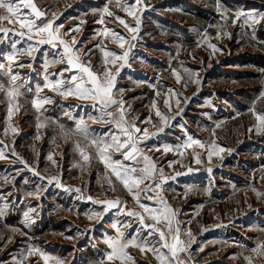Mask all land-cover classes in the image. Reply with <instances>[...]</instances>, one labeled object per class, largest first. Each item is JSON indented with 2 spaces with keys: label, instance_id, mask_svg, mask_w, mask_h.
Instances as JSON below:
<instances>
[{
  "label": "rangeland",
  "instance_id": "obj_1",
  "mask_svg": "<svg viewBox=\"0 0 264 264\" xmlns=\"http://www.w3.org/2000/svg\"><path fill=\"white\" fill-rule=\"evenodd\" d=\"M132 2L34 0L46 14L37 24L55 15L54 27L63 24L59 31L65 40L75 37L73 49L80 50L77 55L82 62L91 61L87 66L93 67L94 72L104 70L105 59H114L105 58L103 51L128 52V63L116 77L115 96L120 95L125 100L128 123L142 130L147 128L150 138L137 145L141 154L134 162H126V166L140 169L145 163L143 156H147L163 173L161 176L157 171L154 179L163 181L167 178L155 192L145 193L142 184L141 200L158 208L159 200L163 198L176 212L180 239L187 246V252L180 254L186 264H247L246 257H251L253 264H264V255L252 252L264 242V126L256 120L257 113L264 114V20L245 24L241 17L233 22L238 11L264 15V0H142L147 7L136 17L122 10ZM105 7L113 15H107ZM29 12L30 9L22 7L23 14ZM6 14L0 9V15ZM117 16L133 27L139 19L138 31L129 32L115 18ZM101 19L103 23H100ZM0 26L11 29L7 35L0 33V64L6 69L10 63L7 56L23 52L34 41L13 34L15 31L27 32V29H20L18 23L3 21ZM73 28L78 30L69 32ZM106 30L108 35H104ZM113 31L125 37L127 43L123 48L119 42H113ZM133 36L135 40L131 39ZM210 44L216 46L215 51ZM62 47L58 45L53 49L43 45L32 56H18L12 65V74L19 73L20 76L16 81L20 94L15 101H10L6 94L12 87L9 75L0 69V84L4 86L0 91L3 138L9 143L18 141L17 151H25L32 160H37L39 148L47 145L46 160L51 166L58 160L53 120L46 123V118L38 114L32 102L28 99L22 102L23 75L17 65L43 67L45 59L57 58L55 54ZM122 63L117 60L115 66H107L114 74ZM66 66L54 64L50 67ZM176 73L180 75L179 81ZM30 95H33L32 91ZM177 98L180 100L178 106ZM10 103L18 105V110L13 108L11 119L8 118ZM157 109L168 118L166 124L156 115ZM22 123L30 127V136L23 144ZM41 123L46 126L38 128ZM161 127L163 131H160ZM60 136L58 131L56 137L59 139ZM189 137L199 140L204 147L194 144L184 148L183 145L190 142ZM40 138H43L42 142ZM166 147L171 150L165 151ZM114 154L111 151V155ZM197 158L199 163H196ZM7 181L8 173H0L1 191H6L1 186ZM96 187L99 190L100 185L96 184ZM113 188L121 191L123 187L114 183ZM123 191L125 212L142 213L132 195ZM146 195L155 199L146 200ZM11 198L6 199L0 193V207L7 204L5 215L0 216V264H57V261L99 264L102 259L106 264H112L106 261L110 249L105 240L115 237L116 229L102 233L101 227H97L106 222L107 216L100 221L78 214L75 218L79 226L75 229L76 221L71 220L63 201L51 199L40 206L44 214L37 215V210L35 214L30 212L35 222L26 223L21 211L28 212L32 205L18 203V200L11 203ZM119 211L110 216L108 222L111 226L118 223L126 239L135 237L141 241L147 237L153 242L158 240V234L148 236L144 229L137 235L138 220ZM145 222L153 223L150 219ZM90 223H94L95 230L85 232L84 227ZM156 226L167 234L163 222ZM33 249H39L52 259L44 261ZM30 251L32 254L28 255ZM127 251L136 264H159L150 252L142 253L135 247ZM161 251L167 254L166 249Z\"/></svg>",
  "mask_w": 264,
  "mask_h": 264
},
{
  "label": "snow or ice",
  "instance_id": "obj_2",
  "mask_svg": "<svg viewBox=\"0 0 264 264\" xmlns=\"http://www.w3.org/2000/svg\"><path fill=\"white\" fill-rule=\"evenodd\" d=\"M22 7L30 9V12L26 15L23 14ZM146 7L147 6L143 4L142 0H133L132 4L122 7V10L125 11L127 15L136 17L137 13L140 12L142 8ZM0 9H4L7 13L6 15H0V22L7 21L9 24L18 23L20 29H27V32L15 31L13 34L19 37L27 36L28 41H34V44H30L23 52L17 51L14 54L8 55L7 60L10 63L6 69H4V65L0 64V69L5 70L12 83V87H10L6 92L10 101H15L16 97L20 94L19 88L16 86V81L20 79L19 73L12 74V65L16 63L18 56H32L33 53L39 51L40 46L43 45H49L53 49H56L58 45H62V50L55 54L57 58H54L51 61L45 59L43 71L44 79L47 83H45L43 87H38L36 98L32 102L33 107L39 112L45 105L52 104L54 102L53 97H40L39 93L43 92L44 88H47L51 92H54L65 99L72 96L81 101H93L94 103L92 104V108L97 110L98 114L96 116H89L88 119L95 123L110 124L114 126L113 131L106 132L102 136H95L89 132V126L83 118L77 120L73 128H65L64 125H59L60 134L66 140L72 138L73 136H83L86 140H89L87 147L95 149L97 159L105 165L106 169L111 170L116 179L119 180L127 192L132 195L134 201L142 209V213L147 214L144 215L132 210L124 212V215L127 217H134L138 220L140 228L136 230L137 235H139L141 229L147 230L148 236L158 234V240L155 243H150L147 237L141 241H138L135 237L126 239L121 226L118 223L112 224V227L116 229L117 235L115 237H106L105 242L110 249V251L106 253V261L112 262V264H116V262H119V264H136L135 258L127 251L130 247H135L142 253H152V255L159 261V264H186V261L181 258L180 254L187 252V246L185 245V242L180 239V227L178 221L176 220V212L167 205L163 198H160V207L158 208L151 207L141 200L140 186L142 184L145 185L143 191L148 193L155 192L156 188L160 187L161 182H167L166 177L163 181H156L154 179L157 171L160 172L161 176L163 175L162 170H158L156 165L147 156H143L145 163L140 169H137L136 167L125 166L119 160H113L112 155L110 154V150L114 152H122L123 159L134 161L136 159V155L140 153L137 145L143 143L144 139L150 138L147 128L142 130L135 124L128 123L125 115V102L123 100L118 101L113 98V89L116 86V77L119 76L120 69L128 63V52L117 54L106 50L103 51L105 58L114 57V59L110 61L105 59L104 70L100 73L94 72L91 67L87 66L91 63V61L89 60L87 63L82 62L79 55H77L80 50L73 49L72 46L76 44L75 37H71L70 40H65L62 38L59 31V29L63 28V24L54 27V21L57 18L55 15H53L52 18L46 19L42 24H37V21L41 20L42 17H45L46 14L36 6L34 0H0ZM104 12L109 16L113 15L107 7L104 8ZM29 16L32 18L30 19ZM241 17H244L245 24H248L249 22L256 24L261 20H264V15L258 16L253 13L238 11L234 14L233 22L235 23ZM115 18L119 20V22L129 32L135 33L138 31L140 23L139 19H137V26L133 27L126 23L121 17L117 16ZM100 23H103V19H101ZM77 30L78 29L73 28L70 29L69 32ZM9 31H11L10 28L0 26V33L7 35ZM63 35L67 36L69 33H64ZM104 35H108V30L105 31ZM111 35L113 37V42H119L121 48H123L125 43H127L125 37L119 33L113 31ZM131 39L135 40L136 37L133 36ZM209 47H211L214 51L216 50V46L214 44H210ZM43 55L46 57L47 53L45 52ZM117 60L123 61V63L113 74L111 68L107 65L111 64L115 66ZM54 64H66L67 66L59 72L49 73V67ZM17 66L21 68L25 67L24 64H19ZM27 67L31 68L32 64H28ZM65 72H70L72 74L65 78ZM50 77L57 78L51 79ZM176 79L178 81L180 80V75L178 73H176ZM3 90L4 86L3 84H0V91ZM158 94L159 93H157V95ZM179 103L180 100L177 98L176 105L178 106ZM165 104L171 107L168 100H165ZM113 106H115V112L118 113V115H115L113 111L109 110ZM13 108L18 110V105L14 103L9 104V119H11ZM156 115L161 116L162 121L165 124L167 123L168 118L166 116H162L159 109H157ZM69 118L71 119V117ZM256 120L260 125L264 126V114L257 113ZM144 122L146 123L147 121ZM53 123H55V121ZM45 126L46 125L42 123L37 125L38 128ZM12 130L15 131L16 129L13 128ZM160 131H163L162 127L160 128ZM121 137L124 138L123 141L121 140ZM189 141V143L183 145L184 148H190L194 144L199 145L201 148L204 147L199 140H192L191 137H189ZM0 143H2V141H0ZM75 148L79 150V153L85 162L91 160V154L87 152L85 148H82L78 141L75 143ZM170 150V148H165V151ZM221 151H223V149H221ZM3 158H5V154L2 150H0V159ZM49 159H52V157L49 156ZM209 159H211V153H209ZM199 162L200 161L197 158L196 163ZM171 163L175 162H170V164ZM33 171L35 175L39 176L38 172H35V170ZM209 171H211V169H209ZM177 175H180V173H177ZM146 181H152V183L146 184ZM53 183H55L58 187L62 186L60 181L55 177L48 180L49 185ZM75 191L79 192L80 189H76ZM28 195L35 196L39 199V191L28 193ZM87 199L94 204L101 205L104 213L113 208H120L122 205L126 207L124 202L119 199L98 201L94 200L91 196ZM145 199L154 200L155 197L146 195ZM6 208L7 204L0 207V216L5 215ZM34 211L35 209H29L28 212L24 213L26 223L35 222L29 214ZM88 218L90 220L96 219L102 221L104 216L101 212H94ZM146 219H150L153 223H146ZM161 222H163L164 227L167 229V234L163 229L156 226ZM124 227H127V225ZM187 234L190 236L191 232L189 231ZM68 239H71V237H68ZM157 244L159 247H157ZM161 249H166L167 254H165L164 251H161ZM200 250L203 251L202 248ZM32 251L42 256L46 262L52 259V257L41 253L39 249H33ZM32 251H30L28 255H31ZM252 252L256 255H264V242L259 243L254 249H252ZM245 259L247 260V264H253L251 257H246ZM57 264H62V262L57 261ZM99 264H106V262L102 259Z\"/></svg>",
  "mask_w": 264,
  "mask_h": 264
},
{
  "label": "crops",
  "instance_id": "obj_3",
  "mask_svg": "<svg viewBox=\"0 0 264 264\" xmlns=\"http://www.w3.org/2000/svg\"><path fill=\"white\" fill-rule=\"evenodd\" d=\"M63 68L65 67H49L48 72H59ZM91 68L93 69V67ZM21 71L23 75L21 81L22 102H25L26 99L33 102L36 98L38 87H43L44 84L47 83L44 79L43 67H23L21 68ZM71 74L72 73L70 72H65L64 76L67 78ZM50 78L56 79L57 77ZM31 91L33 95H30ZM114 91L115 89H113V98L125 102L124 98L120 97V95L115 96L116 93ZM39 95L40 97L50 96L54 98V102L47 106L45 105L38 114L46 118V123L52 120L53 122L55 121L54 137L57 139L58 144L56 152L58 160H55V163L52 166L47 162V145L39 148L40 152L37 153V160L29 159V155H27L25 151L22 150L21 153L18 152L19 150L17 151L18 141L13 140L9 143L8 140L3 138V131H0V141H2V143H0V150L5 154V158L0 159V173H8V181L6 182V185L1 186V188H6V191L0 190L1 196H5L6 199H10L12 196L11 203L18 200V203H26L28 206L32 205V209H35V211L37 210L36 214L40 216L45 213L40 207L43 203H46L47 201L51 202V199L61 200L69 211L68 215L71 220L73 222L76 221L75 229L79 226L77 218H75L78 214L91 216L94 212H101L103 216H107V218H105L106 222L101 223L100 225L98 224L97 227H101L102 233H104V231L110 232V228L113 229V227L108 222L109 217L113 216L119 210V213H122L123 211L125 212L126 208L122 205L120 208H113L104 213L101 205L94 204L87 198L91 196L94 200L98 201L119 199L124 202L125 198L123 196L125 195V192L123 189H126L120 181L116 179L111 170L106 169L105 165L97 159L95 149L87 147L89 140H86L83 136H73L67 140L61 134L60 135L63 138L60 136L58 139L56 136L58 131H60L59 125H64L65 128H73L75 122L81 118H83L88 124L89 132L95 136H102L106 132L113 131L114 126L110 124L95 123L88 119L89 116H96L98 114L97 110L92 108L93 101H81L72 96L65 99L64 97L51 92L47 88H44V91L40 92ZM60 110H63V112L58 113ZM109 110L113 111L115 115H118V113L115 112V106ZM51 114L57 115L59 118L56 116L53 117ZM69 117H71V119ZM25 121L28 120L25 119ZM25 124L26 123L21 124L22 144L23 141L30 136V127H26ZM40 139L42 142L43 138ZM77 141L82 148H85V150L91 154L92 158L90 161L85 162L81 157L79 150L75 148V143ZM114 153L115 154L112 156L113 160H119L125 166L126 162L132 163L135 161L123 159L122 152ZM140 154L141 152L136 155V159ZM33 170L38 172L39 176L35 175ZM53 177L60 181L62 185L61 187L56 186L55 183L51 185L48 184V180ZM114 183L121 184L123 187L122 190H115L113 188ZM96 184H98V186L100 185V192L96 187ZM10 185L12 186L11 189H9ZM76 189H80V191L77 192L75 191ZM37 191H39V199L35 196L28 195V193ZM44 208H46V206H44ZM32 213L35 214V212ZM23 214L24 213L21 211V215ZM81 226L83 225H80V227ZM83 230L85 232L91 231L92 233V231L95 230L94 223H90L88 226L84 227ZM139 240H141V238ZM153 241L154 240H149L150 243H155Z\"/></svg>",
  "mask_w": 264,
  "mask_h": 264
}]
</instances>
